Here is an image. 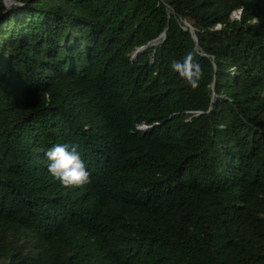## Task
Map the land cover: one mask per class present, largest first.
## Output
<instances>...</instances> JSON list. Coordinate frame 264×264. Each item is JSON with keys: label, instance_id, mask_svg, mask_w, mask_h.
<instances>
[{"label": "trees", "instance_id": "trees-1", "mask_svg": "<svg viewBox=\"0 0 264 264\" xmlns=\"http://www.w3.org/2000/svg\"><path fill=\"white\" fill-rule=\"evenodd\" d=\"M12 1L0 264H264V0Z\"/></svg>", "mask_w": 264, "mask_h": 264}, {"label": "clouds", "instance_id": "clouds-1", "mask_svg": "<svg viewBox=\"0 0 264 264\" xmlns=\"http://www.w3.org/2000/svg\"><path fill=\"white\" fill-rule=\"evenodd\" d=\"M192 53L184 57L183 61H174L172 68L183 73ZM200 67L192 64V79L190 83L196 86ZM49 161L47 167L53 178L57 179L66 186H79L90 182V172L75 145L56 144L45 153Z\"/></svg>", "mask_w": 264, "mask_h": 264}, {"label": "water", "instance_id": "water-1", "mask_svg": "<svg viewBox=\"0 0 264 264\" xmlns=\"http://www.w3.org/2000/svg\"><path fill=\"white\" fill-rule=\"evenodd\" d=\"M4 4H5V7H6V10L13 9V8H18V7L23 5L22 3H17V2H14L12 0H4Z\"/></svg>", "mask_w": 264, "mask_h": 264}, {"label": "rangeland", "instance_id": "rangeland-1", "mask_svg": "<svg viewBox=\"0 0 264 264\" xmlns=\"http://www.w3.org/2000/svg\"><path fill=\"white\" fill-rule=\"evenodd\" d=\"M237 13H238V12H236V13H233V16L235 17V16L237 15Z\"/></svg>", "mask_w": 264, "mask_h": 264}]
</instances>
